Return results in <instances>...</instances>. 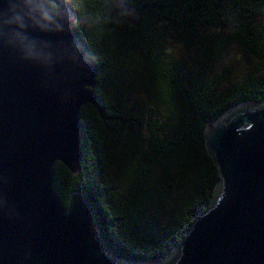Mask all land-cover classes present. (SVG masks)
<instances>
[{"label":"trees","instance_id":"16d2710c","mask_svg":"<svg viewBox=\"0 0 264 264\" xmlns=\"http://www.w3.org/2000/svg\"><path fill=\"white\" fill-rule=\"evenodd\" d=\"M66 1L99 66L100 111L81 108V169L57 162L55 191L66 207L71 192L85 195L109 253L157 263L207 208L220 178L207 124L264 100V0H125L142 8L137 24L113 0ZM160 169L177 173L181 201L167 202L166 220L142 221ZM117 182L127 184L124 193Z\"/></svg>","mask_w":264,"mask_h":264},{"label":"water","instance_id":"95a60500","mask_svg":"<svg viewBox=\"0 0 264 264\" xmlns=\"http://www.w3.org/2000/svg\"><path fill=\"white\" fill-rule=\"evenodd\" d=\"M113 1L139 23L142 8ZM73 20L66 0H0V264H264V100L207 124L220 178L161 261L117 258L104 248L85 195L73 191L64 205L55 164L79 172L80 110L100 111L99 66Z\"/></svg>","mask_w":264,"mask_h":264},{"label":"rangeland","instance_id":"374dc122","mask_svg":"<svg viewBox=\"0 0 264 264\" xmlns=\"http://www.w3.org/2000/svg\"><path fill=\"white\" fill-rule=\"evenodd\" d=\"M240 56L241 54L238 51L232 52L233 58L238 59V57ZM228 64H230V62ZM234 76L238 77L240 75L235 74ZM153 174L155 176L156 187L149 189V196H151V199L149 201L150 205L145 210L143 209L142 212L139 214L142 221L148 220L150 222H154V221L166 220L167 216L165 215V208H166L167 202L169 201L180 202L181 201V194L178 190H176L178 176L174 170H172L168 176H165L161 169L158 171H155V173ZM119 177L122 178L121 176ZM191 179L195 182L198 181L196 175H192ZM117 185L119 186V189L121 191L120 193H124V190L127 189L128 187L127 184L122 183V182H117ZM165 191H169L170 199L169 198L167 199L164 197ZM126 192L127 190L125 191V194Z\"/></svg>","mask_w":264,"mask_h":264},{"label":"bare ground","instance_id":"6f19581e","mask_svg":"<svg viewBox=\"0 0 264 264\" xmlns=\"http://www.w3.org/2000/svg\"><path fill=\"white\" fill-rule=\"evenodd\" d=\"M119 264H129V263H122V262H119Z\"/></svg>","mask_w":264,"mask_h":264}]
</instances>
